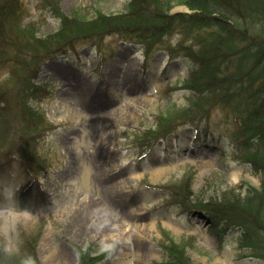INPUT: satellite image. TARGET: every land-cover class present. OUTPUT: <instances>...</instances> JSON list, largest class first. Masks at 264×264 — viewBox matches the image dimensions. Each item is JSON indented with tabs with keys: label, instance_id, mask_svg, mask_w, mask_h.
I'll use <instances>...</instances> for the list:
<instances>
[{
	"label": "rangeland",
	"instance_id": "obj_1",
	"mask_svg": "<svg viewBox=\"0 0 264 264\" xmlns=\"http://www.w3.org/2000/svg\"><path fill=\"white\" fill-rule=\"evenodd\" d=\"M55 1L64 15L87 18L128 11L132 2ZM23 2L28 8L20 27L36 30L39 36L59 28L54 5ZM187 10L178 4L171 11ZM166 37L174 43L181 35ZM129 38L112 33L94 41L77 39L65 54L40 66L35 80L43 91L32 105L46 112L55 126L33 146L47 165L44 186L22 190L28 177L19 160L0 172V249L18 252L26 233L43 222L35 242L38 264H78L80 247L99 257L94 264H166L161 245L169 242L185 247L195 264H262L239 248L237 227L211 230L205 214L183 211L162 186L178 187L187 179L193 200H204L228 188L241 191L240 185H260L264 171L243 159L253 145L244 143L232 113L218 107L205 119L217 144L209 136L210 145L199 146L201 141H192L195 130L183 124L154 151L130 155L136 131L155 127L160 115L177 117L193 102L185 82L194 63L161 49L146 54ZM10 68L8 60L0 61L3 90ZM234 102L227 111H234ZM236 102L241 112L245 104ZM201 129L206 132V126ZM9 145L17 149L14 138ZM105 201L110 207L108 224L94 229L90 220L103 217Z\"/></svg>",
	"mask_w": 264,
	"mask_h": 264
},
{
	"label": "trees",
	"instance_id": "obj_2",
	"mask_svg": "<svg viewBox=\"0 0 264 264\" xmlns=\"http://www.w3.org/2000/svg\"><path fill=\"white\" fill-rule=\"evenodd\" d=\"M45 1L57 9L60 24L53 33L39 36L36 30L20 27L22 13L28 8L23 0H0V61L11 64L5 89L0 87V159L16 153L30 176L42 175L47 165L33 146L53 125L46 119V112L32 105V99L43 91V85L35 80L40 66L77 39L94 41L122 33L140 44L146 54L161 49L172 57L183 54L194 63L185 82L193 102L177 117L160 115L155 127L136 131L132 140L135 152L150 150L156 141L166 139L183 124L197 128L198 142L207 141L209 135L212 139L213 128L204 122L221 107L225 114L232 113L237 131L245 136L244 143L253 145L243 153V159L264 171V0H132L128 11L100 12L92 18L66 16L56 1ZM178 4L191 11L172 12ZM174 33L181 38L173 43L166 36ZM237 100L245 104L241 112H237ZM233 101L234 111H227ZM201 125L206 126L205 133ZM13 138L17 149H8L15 147L9 145ZM178 185L162 186L183 211L205 214L211 230L237 227L239 248L264 264V175L259 186H237L241 191L228 188L215 199L193 200L195 194L187 179ZM42 226L43 222L26 233L25 244L18 252L10 254L0 249V264H38L35 242ZM161 246L166 264H195L179 243ZM97 259V255L80 247L78 264H94Z\"/></svg>",
	"mask_w": 264,
	"mask_h": 264
},
{
	"label": "bare ground",
	"instance_id": "obj_3",
	"mask_svg": "<svg viewBox=\"0 0 264 264\" xmlns=\"http://www.w3.org/2000/svg\"><path fill=\"white\" fill-rule=\"evenodd\" d=\"M106 111H110V110L106 109ZM109 209H110L109 204L107 203V201H105L104 202V207H102V209L100 210L103 217L100 220H98V218H96L95 220L91 219L90 220V226H92L94 229H96L95 227L100 228L101 226L103 227V224L104 225L108 224L107 221H108L109 217H108L107 214H109ZM95 224L98 225V226H95ZM100 229H102V228H100Z\"/></svg>",
	"mask_w": 264,
	"mask_h": 264
},
{
	"label": "clouds",
	"instance_id": "obj_4",
	"mask_svg": "<svg viewBox=\"0 0 264 264\" xmlns=\"http://www.w3.org/2000/svg\"><path fill=\"white\" fill-rule=\"evenodd\" d=\"M26 264H31V261H27Z\"/></svg>",
	"mask_w": 264,
	"mask_h": 264
}]
</instances>
